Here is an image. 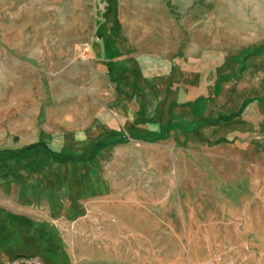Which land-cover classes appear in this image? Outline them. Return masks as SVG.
Returning <instances> with one entry per match:
<instances>
[{"label":"rangeland","instance_id":"obj_1","mask_svg":"<svg viewBox=\"0 0 264 264\" xmlns=\"http://www.w3.org/2000/svg\"><path fill=\"white\" fill-rule=\"evenodd\" d=\"M124 199L264 264V0H0V264H100Z\"/></svg>","mask_w":264,"mask_h":264},{"label":"crops","instance_id":"obj_2","mask_svg":"<svg viewBox=\"0 0 264 264\" xmlns=\"http://www.w3.org/2000/svg\"><path fill=\"white\" fill-rule=\"evenodd\" d=\"M124 200L122 204L111 202L114 206L110 204V209L101 213H105L103 217L112 216L114 219L107 220V229L97 237L106 240L100 245L99 241H95L99 248L105 249L99 251L100 264H183L185 258L178 240L216 237L213 232L218 230V222L201 220L195 222L194 230H191L188 221L180 222L176 216L167 218L149 209L152 206L164 207L162 200L158 201L159 204L152 199L145 202L140 199ZM128 239L137 241L134 246H127L124 240ZM167 239L175 240L174 244L170 242V247L174 249L172 253L167 251L168 242L164 241ZM187 264H199V261L189 257Z\"/></svg>","mask_w":264,"mask_h":264},{"label":"built area","instance_id":"obj_3","mask_svg":"<svg viewBox=\"0 0 264 264\" xmlns=\"http://www.w3.org/2000/svg\"><path fill=\"white\" fill-rule=\"evenodd\" d=\"M219 261H220V257L218 256V257L207 260L203 264H217ZM168 264H172V263H168Z\"/></svg>","mask_w":264,"mask_h":264}]
</instances>
